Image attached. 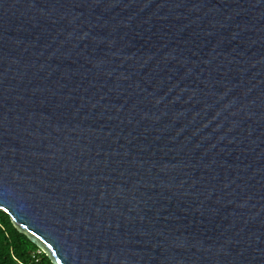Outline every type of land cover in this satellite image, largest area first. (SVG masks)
I'll return each mask as SVG.
<instances>
[{"label":"water","instance_id":"1","mask_svg":"<svg viewBox=\"0 0 264 264\" xmlns=\"http://www.w3.org/2000/svg\"><path fill=\"white\" fill-rule=\"evenodd\" d=\"M0 209L53 264H264V0H0Z\"/></svg>","mask_w":264,"mask_h":264},{"label":"trees","instance_id":"2","mask_svg":"<svg viewBox=\"0 0 264 264\" xmlns=\"http://www.w3.org/2000/svg\"><path fill=\"white\" fill-rule=\"evenodd\" d=\"M39 251L29 234L21 231L11 216L0 209V264H31ZM40 256L44 264H53L44 252Z\"/></svg>","mask_w":264,"mask_h":264},{"label":"built area","instance_id":"3","mask_svg":"<svg viewBox=\"0 0 264 264\" xmlns=\"http://www.w3.org/2000/svg\"><path fill=\"white\" fill-rule=\"evenodd\" d=\"M43 251H39L38 254L34 255L32 258V263L31 264H44L42 262L41 256Z\"/></svg>","mask_w":264,"mask_h":264}]
</instances>
